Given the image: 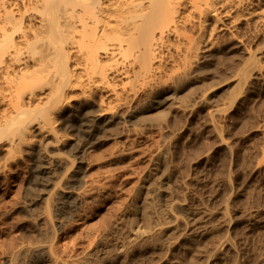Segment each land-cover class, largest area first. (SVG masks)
Returning a JSON list of instances; mask_svg holds the SVG:
<instances>
[{
	"label": "rangeland",
	"instance_id": "374dc122",
	"mask_svg": "<svg viewBox=\"0 0 264 264\" xmlns=\"http://www.w3.org/2000/svg\"><path fill=\"white\" fill-rule=\"evenodd\" d=\"M253 5L212 31V50L187 53V69L172 52L148 87L125 79L118 99L103 94L115 116L90 139L54 123L43 151L55 176L35 182L39 138L17 121L2 128L0 264H264V13ZM33 103L29 127L49 125Z\"/></svg>",
	"mask_w": 264,
	"mask_h": 264
},
{
	"label": "bare ground",
	"instance_id": "6f19581e",
	"mask_svg": "<svg viewBox=\"0 0 264 264\" xmlns=\"http://www.w3.org/2000/svg\"><path fill=\"white\" fill-rule=\"evenodd\" d=\"M252 1L0 0V99L6 106L0 135L3 127L17 121L20 134L39 138L31 147L37 156L35 182L55 176L58 163L43 151L57 137L54 123L63 120L82 139H90L99 125L113 120V112L101 109L103 98L118 99L123 80L148 87L172 52L182 56V68L187 69V53L200 56L212 50V31L225 21L233 24L232 12ZM261 13L264 0H257L248 14ZM192 21L199 25L197 39L187 29ZM44 84L50 89L37 96ZM26 100L45 101L41 107L49 125L29 127ZM92 103L100 112L91 119L87 107ZM62 143L71 145L67 138ZM83 143L76 142L78 150Z\"/></svg>",
	"mask_w": 264,
	"mask_h": 264
}]
</instances>
